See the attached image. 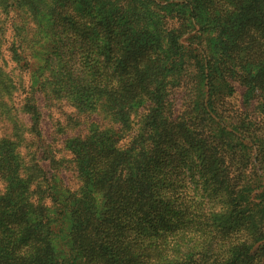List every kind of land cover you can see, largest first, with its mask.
I'll use <instances>...</instances> for the list:
<instances>
[{
  "label": "trees",
  "instance_id": "1",
  "mask_svg": "<svg viewBox=\"0 0 264 264\" xmlns=\"http://www.w3.org/2000/svg\"><path fill=\"white\" fill-rule=\"evenodd\" d=\"M25 1L0 0V14L15 13L8 23L12 60L34 88L13 108L16 83L0 67V109L10 111L16 130L27 129L23 138L11 130L0 138V264H150L140 249L143 214L164 201L174 162L195 195L221 199L218 226L248 216L262 231L264 166L252 162L253 139L226 114L235 84L264 102V0H101L88 8L107 50L82 55L75 40L80 0L57 4L40 40L27 35ZM147 13L156 40L137 48ZM4 32L0 21V39ZM117 38L123 40L114 52ZM175 88L179 113L168 98ZM35 94L74 111L57 123L60 132H86L64 140L76 190L64 186L57 162L50 166L35 152L28 162L20 151L28 135L41 140Z\"/></svg>",
  "mask_w": 264,
  "mask_h": 264
},
{
  "label": "rangeland",
  "instance_id": "2",
  "mask_svg": "<svg viewBox=\"0 0 264 264\" xmlns=\"http://www.w3.org/2000/svg\"><path fill=\"white\" fill-rule=\"evenodd\" d=\"M61 1L26 0V7L23 8L21 15L24 18L29 17L32 21V30L28 31L27 35L37 40L45 38L48 20L56 5ZM80 1L84 8L76 14L77 28L80 27L75 35V40L78 42L77 52L82 55L83 53L92 54L98 50L106 51V44L99 40L102 25L96 22L95 14H91L88 8V5L96 4L100 7L103 3L101 0ZM133 5L137 6L135 10L141 6L136 1L133 2ZM14 15L15 13L9 16L0 14V21L5 22V32L0 39V67L16 83L17 90L12 95L10 105L20 109L24 98L32 94L34 88L31 86L28 71L17 66L11 57L9 46L13 42L14 34L9 24ZM154 21V18L148 13L141 16L140 26H144L143 28L147 30L142 36L134 38L138 40L137 48L143 42L150 43V41L156 40L151 35L154 28L148 27ZM122 40L121 38L116 39V43L113 45L114 52L120 49L119 44ZM43 42L45 41L43 40ZM161 44L163 45L164 42L162 41ZM35 49L41 50L39 44L35 46ZM159 51L164 54L165 48L163 47ZM90 64L95 68L98 67L97 63L90 62ZM249 68L248 65H245L241 70L246 74ZM255 70L261 72L260 67ZM234 86L236 92L230 100L231 111L226 115L234 117L230 118L232 122L245 129L253 139V143L248 145L252 162L264 166V102H258L250 94H245L246 89L242 90L238 84ZM171 88L173 86L169 87V89ZM181 96V91L176 88L168 94V98L173 100L169 103L178 113L180 102H177V99H180ZM35 99L41 114V140L39 141V138L34 135H28L26 144L20 151L22 154L24 153L25 160L28 162L31 161L33 152L37 158L41 156L42 160L48 162L50 166L51 162H57L63 172L64 186L76 190L79 182L73 170L72 154L68 152L64 140L71 138L74 133L82 135L86 132L82 129H77L73 133L68 129H65L63 133L60 132L58 128L56 129L57 123L66 122L67 117L73 115L74 111L65 102L49 105L44 102L40 94H35ZM0 111L3 112L4 117V121H0V138L6 137L10 130L12 134L15 133L20 138L27 135L25 127L16 130V127L13 126L10 120V111L5 108ZM195 114L197 115V112ZM25 117L22 116L24 121H26ZM193 128L195 129L194 126ZM213 133L215 132L212 131ZM181 166H178L176 162L170 166L167 170L170 180L162 186L161 198L164 201L156 200L157 208L151 207L143 214V233L140 237V249L144 254L142 258L146 259L145 261L148 260L150 264H264V246H261L264 243V224L260 232L258 231L260 226L256 228L250 217L246 216L231 220V223H227L223 228L218 226L214 215L222 210L221 199L217 196H205V194L203 196L195 195L196 185L189 182L188 175L182 172ZM2 191L3 185L0 182V192ZM205 197L207 199L203 200ZM149 213L157 214L159 218H148ZM160 214L162 215L159 216ZM151 226L155 228L154 232H152ZM259 233L263 237L261 242L257 241Z\"/></svg>",
  "mask_w": 264,
  "mask_h": 264
}]
</instances>
